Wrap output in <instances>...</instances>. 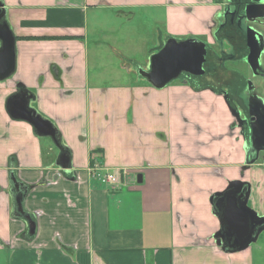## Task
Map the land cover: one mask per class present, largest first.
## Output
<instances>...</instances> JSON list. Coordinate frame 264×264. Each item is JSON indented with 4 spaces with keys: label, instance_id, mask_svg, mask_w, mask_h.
<instances>
[{
    "label": "crops",
    "instance_id": "crops-1",
    "mask_svg": "<svg viewBox=\"0 0 264 264\" xmlns=\"http://www.w3.org/2000/svg\"><path fill=\"white\" fill-rule=\"evenodd\" d=\"M0 4L16 39L15 72L0 81L3 264H264V235L254 250L237 252L212 238L219 223L209 197L231 180L250 183L264 214V169L257 163L243 173V140L212 77L160 89L98 87L87 78L90 16L148 9L164 23L157 45L186 34L211 44L221 0ZM15 94L31 96L30 106L54 124L68 167L57 164L54 142L9 116L6 102ZM95 171L119 181L102 184Z\"/></svg>",
    "mask_w": 264,
    "mask_h": 264
},
{
    "label": "water",
    "instance_id": "water-1",
    "mask_svg": "<svg viewBox=\"0 0 264 264\" xmlns=\"http://www.w3.org/2000/svg\"><path fill=\"white\" fill-rule=\"evenodd\" d=\"M255 5V4H254ZM258 5L264 6V0ZM229 4L225 9H229ZM242 18L246 21L257 22L264 26V11L260 14L248 16L246 11ZM6 11L0 4V81H4L12 76L16 69V39L11 27L5 20ZM246 42L249 51L245 57V62L249 66L252 75L256 76L259 73L264 74V69L260 62L262 53H264V30H258L248 24L245 28ZM206 44L204 41L195 37L176 40L168 38L162 47L150 55L148 68H139L137 73L146 79V81L156 89L163 88L171 81L178 78L181 73H188L193 76H200L204 73L203 64L205 62ZM248 82V109L252 115L253 124L250 135V142L243 144L244 164H253L258 159V153L264 151V98L254 94ZM225 102L231 116H235L236 110L228 105L226 98ZM32 101L31 96L22 97L13 95L6 102V107L9 116L20 119L30 124L34 132L40 137H48L54 142L58 148L60 142L59 134L54 124L39 114L33 107L30 106ZM60 151L57 164L61 167H68L69 155ZM254 152L256 157L249 162L246 157L249 153ZM262 167L264 169V157L261 158ZM140 176V175H139ZM140 181V179H139ZM19 187V184H15ZM250 192V183L241 179L231 180L227 183L222 191H217L210 195L209 203L217 198V205L220 213L212 210L213 214L218 219L219 229L213 234L212 238L216 245L224 251L235 252L246 249L252 242L256 240L259 232L264 229V226L257 227L264 223V216H259L252 208L247 205ZM18 200V209L22 212L20 198ZM31 228L33 222L30 216H26ZM32 233V231H31ZM227 240L233 241L232 244H225Z\"/></svg>",
    "mask_w": 264,
    "mask_h": 264
},
{
    "label": "flooded vegetation",
    "instance_id": "flooded-vegetation-1",
    "mask_svg": "<svg viewBox=\"0 0 264 264\" xmlns=\"http://www.w3.org/2000/svg\"><path fill=\"white\" fill-rule=\"evenodd\" d=\"M221 2L223 3L221 7L222 16L218 20L216 28L211 33L212 36L211 44L207 43L205 38L192 34H186L185 36L167 35L166 40L168 38L183 40V39L195 37L205 42L207 52L205 55V62L203 64L204 73L200 76H193L183 72L179 75V76L183 75L181 81H187L191 79L199 80V78L201 77L204 78L206 75L207 76L210 75L212 77L211 83L213 87L218 90V93L222 94L226 98L228 105L236 110L235 116H232L233 118L232 129L237 128L238 133L241 139L243 140V144L244 143L249 144L250 135L252 132V124L254 121L252 119L253 116L250 115L249 113V109L247 105L248 96H249L247 89L248 82H250L249 86L251 90L254 92V94L264 98V74L259 73L256 76H253L251 73L250 77L246 76L241 79L238 78L239 73L237 71H232L227 69L226 62L229 63V61L227 60H231V62L233 61L238 62L245 60V57L249 51L246 42V32H245L246 26L250 24L253 27L257 28L258 30H264V26H261L257 22L246 21L242 18V16L247 15L246 11L249 17L255 14H260L264 11V6L258 5V7H255L258 3H261L262 0H221ZM228 4L230 6L229 9H225V6ZM166 40L163 39L160 40V43L157 45L156 48L157 51L162 47V45ZM210 45L211 46L214 45V47H211ZM224 46L227 47L228 49H224ZM214 48L219 49V51H217ZM147 61L149 62V58ZM148 65L149 64H147V67L144 65V67L141 68L147 69ZM261 66L264 69V65ZM138 69L139 68H137L136 71H138ZM226 71L228 73H226ZM213 80L214 82H218L220 85H214ZM255 157L256 154L254 152H251L249 153V156L246 157V160L249 162ZM263 157H264V151H260L258 153V159L255 161V163L250 165L247 163L246 166L243 165L242 168L243 173L247 169L253 167L254 164L260 163L262 165L261 158ZM252 202H253L252 188L250 187L247 205L250 208H252L259 216H264L263 213L262 214L258 213ZM210 205L214 212L220 213L219 207L217 205V198H214L213 202ZM260 226H264V223L260 224L257 227V229L260 228ZM263 235H264V229L259 232L258 236H256V240L252 242L248 247L254 250L256 248V243L258 242L260 236ZM224 242L226 245L233 243V241L227 240L226 237Z\"/></svg>",
    "mask_w": 264,
    "mask_h": 264
},
{
    "label": "rangeland",
    "instance_id": "rangeland-1",
    "mask_svg": "<svg viewBox=\"0 0 264 264\" xmlns=\"http://www.w3.org/2000/svg\"><path fill=\"white\" fill-rule=\"evenodd\" d=\"M147 10H134L122 16H116L115 13L99 17L90 16L86 40L89 60L87 78L90 85L103 87L149 84L136 70L144 67L149 56L157 51L153 48L157 45L156 29L161 30L164 37L165 27L160 19L155 18L154 12L148 14ZM227 61H229L226 62L227 69L237 71L243 77H250L252 72L245 60ZM260 62L264 65V53ZM182 78L183 75L179 76L171 84L177 85L175 82L178 83ZM213 84L220 85L214 80ZM146 95L149 98L153 97L151 94ZM155 99L151 98L152 101ZM44 140L53 142L50 138ZM0 264H3L2 255H0Z\"/></svg>",
    "mask_w": 264,
    "mask_h": 264
},
{
    "label": "built area",
    "instance_id": "built-area-1",
    "mask_svg": "<svg viewBox=\"0 0 264 264\" xmlns=\"http://www.w3.org/2000/svg\"><path fill=\"white\" fill-rule=\"evenodd\" d=\"M93 175L99 180L102 184H117L119 181V176L111 172H93Z\"/></svg>",
    "mask_w": 264,
    "mask_h": 264
}]
</instances>
